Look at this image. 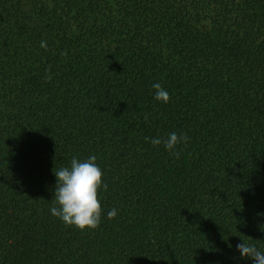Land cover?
Here are the masks:
<instances>
[{
  "label": "trees",
  "instance_id": "1",
  "mask_svg": "<svg viewBox=\"0 0 264 264\" xmlns=\"http://www.w3.org/2000/svg\"><path fill=\"white\" fill-rule=\"evenodd\" d=\"M0 264H264V0H0Z\"/></svg>",
  "mask_w": 264,
  "mask_h": 264
}]
</instances>
